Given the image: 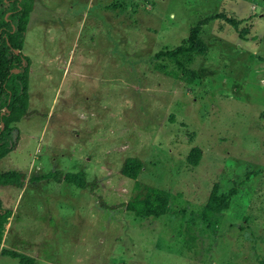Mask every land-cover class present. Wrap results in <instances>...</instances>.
<instances>
[{
    "label": "rangeland",
    "instance_id": "rangeland-1",
    "mask_svg": "<svg viewBox=\"0 0 264 264\" xmlns=\"http://www.w3.org/2000/svg\"><path fill=\"white\" fill-rule=\"evenodd\" d=\"M195 26L193 80L158 71L176 65L154 54ZM21 52L27 111L0 171L24 180L0 186V249L34 264H264V0H33ZM51 170L93 186L28 181ZM150 187L167 210L136 215L126 204ZM211 193L228 201L209 229Z\"/></svg>",
    "mask_w": 264,
    "mask_h": 264
},
{
    "label": "trees",
    "instance_id": "trees-1",
    "mask_svg": "<svg viewBox=\"0 0 264 264\" xmlns=\"http://www.w3.org/2000/svg\"><path fill=\"white\" fill-rule=\"evenodd\" d=\"M33 0H0V158L11 152L19 140V131L15 123L27 111V76L29 59L21 52L28 15L32 10ZM232 23L231 20H228ZM234 24V23H233ZM235 25V24H234ZM205 45L198 37V27H193L187 37L186 44L173 49L158 51L154 57H162L176 65L169 70L164 65L156 63L155 68L163 74L187 82H191L196 73L187 67L194 56L204 52ZM200 149L193 146L186 155V162L194 166L200 158ZM142 161L135 157L123 160L120 173L131 180L136 179L141 170ZM24 174L20 171L1 172L0 186L21 188ZM37 180H52L56 183L64 181L78 188L92 187V181H86L84 172H65L51 170L39 176L29 177V182ZM136 182V181H135ZM166 196L156 188H148L143 199L126 204L139 216H159L166 212ZM228 198L211 193L202 209V221L209 229L217 222L215 215L227 206ZM10 215V210L0 204V240L3 226ZM1 256L16 259L18 264H34L33 257L1 248Z\"/></svg>",
    "mask_w": 264,
    "mask_h": 264
}]
</instances>
